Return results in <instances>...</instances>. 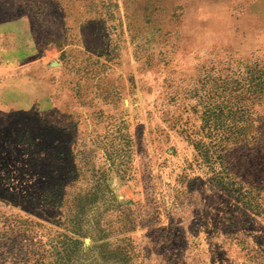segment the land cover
<instances>
[{
    "label": "rangeland",
    "instance_id": "obj_1",
    "mask_svg": "<svg viewBox=\"0 0 264 264\" xmlns=\"http://www.w3.org/2000/svg\"><path fill=\"white\" fill-rule=\"evenodd\" d=\"M0 264H264V0H0Z\"/></svg>",
    "mask_w": 264,
    "mask_h": 264
}]
</instances>
